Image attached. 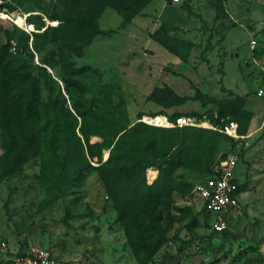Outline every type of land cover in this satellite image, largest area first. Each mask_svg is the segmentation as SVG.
I'll use <instances>...</instances> for the list:
<instances>
[{
  "label": "rangeland",
  "instance_id": "rangeland-1",
  "mask_svg": "<svg viewBox=\"0 0 264 264\" xmlns=\"http://www.w3.org/2000/svg\"><path fill=\"white\" fill-rule=\"evenodd\" d=\"M15 2L17 6L0 10V46L8 50L12 62L7 63L15 66L21 78L9 82L15 100L28 72L43 108L51 109L52 99L58 96L57 89H50V84L56 86L52 77L61 84L70 71L86 68L82 78L89 88L77 100L97 105L100 97L111 95L108 104L127 110L129 117H121L132 125L141 120L140 113L160 111L147 98L153 89L169 83L176 91L171 83L178 81L182 87L176 92L191 99L170 107L169 113L215 107L213 99L240 95L245 100L234 98L228 116L237 117L238 131L252 134L247 146L217 136L216 148L206 151L209 161L202 165L196 160L198 153L184 140L198 133L196 130L157 125L169 127V131L148 140L150 151H183L188 166L181 163L175 169L176 182L183 183L179 190H166L158 199H151L150 189L142 186L141 192L149 194L147 208L157 203L155 210L163 215L160 221L146 222L149 245L161 241L151 253L134 223L122 219L123 212L143 215L135 205V195L124 190L109 193L106 181L109 183L110 173L104 179L98 169L110 155L117 139L112 136L121 121L114 118L112 126L106 123L96 132L89 130L87 141L83 119L68 100L62 109L68 126L60 135L59 158L54 161L38 154L44 149L38 138L31 139L28 128L11 117L8 127L15 138L0 126V241L7 242L8 252L28 253L45 247L55 264H264V96L257 94L264 83V0H126V6L120 8L104 0H82L81 8L71 12L75 17L71 21L66 16V0ZM43 31L44 36H33ZM156 31L176 49L189 53V62L173 54L172 63L166 66L150 62L149 41ZM70 33L76 41L91 34L90 42H81L75 51L54 47L60 38L68 40ZM26 34L30 47L33 39L42 46L40 52L31 55L21 45L18 50ZM251 39L257 41L256 47ZM44 67L50 76L45 75ZM140 71L143 79L152 78L153 87L137 80ZM197 87L199 100L192 99ZM4 102L1 98L0 110L5 109ZM68 107L73 119L66 112ZM96 142L102 144L91 151L89 143ZM232 154L238 159L237 175L244 183L241 201L227 214L226 230L216 231L213 214L194 187L206 169L219 167ZM60 161L67 164L64 180L59 179ZM75 168L81 170L75 172ZM145 173L146 183H153L156 178H148L147 170ZM4 257L0 252V264H10Z\"/></svg>",
  "mask_w": 264,
  "mask_h": 264
},
{
  "label": "trees",
  "instance_id": "trees-1",
  "mask_svg": "<svg viewBox=\"0 0 264 264\" xmlns=\"http://www.w3.org/2000/svg\"><path fill=\"white\" fill-rule=\"evenodd\" d=\"M111 2L120 7L126 6V0H104V2ZM82 0H66L68 11H67V19L69 21L73 20L75 17L71 14L72 11H76L79 7L81 8L80 4ZM12 7L17 6L15 0H10L6 3ZM15 8V7H13ZM59 29V26L57 28ZM32 33H30L31 35ZM35 35V36H34ZM91 35V34H90ZM89 35V37H90ZM34 37H42L44 36L43 32H35L33 34ZM89 37H84L83 39L76 41V39L72 40V33L69 34V39L64 40L63 38L59 39V43L56 44L58 49L60 48L61 51L68 50V51H75L78 49L79 44L83 42V45L86 42H90ZM152 38L167 48L170 52L178 56L180 59L187 61L189 57V53H182L180 50L176 49L173 45L167 42L166 39L161 38L158 35L157 31L152 34ZM20 45L23 47V50H27L28 52L33 55L34 51L40 52L41 47H39V43L35 42L33 39L32 47L29 45V37L26 34L25 37L19 43V51ZM4 45L0 46V76H1V83H0V99H5L4 107L5 109L0 110V126H4L8 129V133L12 138L16 137V133L14 131L9 130L10 125V118L15 119L16 121L20 122L24 127L28 128L29 136L31 139L36 140L38 138V144L41 147H44L43 151H39L38 154L43 155L47 160H54L56 161L59 158L58 151L60 147V141L62 139L61 133L66 130L68 124L64 119V113L62 109L64 108L66 102L69 100L72 103L73 108L79 113V116L83 119L82 125L83 130L85 131V139L88 141L90 139L87 132H96L99 130L104 124L112 126V121H121L122 126L117 129L114 133L112 138L117 137L116 141L114 142L110 155L107 160H105L101 165L98 166L100 173L103 175V178L106 179V173H110V180L109 183L106 181L107 190L109 193H119L121 190L131 192V195H135L136 203L135 205L141 208V212L143 215L136 214V212H130L126 216V212L122 213V219L126 222H133L134 226L138 228L143 235V244L147 245V249L150 252H154V250L160 245L161 241L156 242L153 247L149 245L147 241L148 233L146 229V222L147 220H151L153 223L156 221H160L163 215L156 212L157 203L153 205L154 208L149 209L147 208V203L145 199L149 196V194L142 193V186L145 185L147 189H150V198L151 199H158L162 194L166 191H174L179 190L181 187L182 182L178 183L175 180V169L181 163H184L188 166V158L183 151L177 152H168L163 151L162 149H156L154 151H150V146L148 145V140L154 137H158L164 133V131H169V127H158L150 126L147 122L142 120L136 121L132 125L127 124L126 120L122 119L121 116L127 119L129 117L127 110H123L116 105H109L108 98L109 95L106 97H100L101 103L94 105L86 99H81L82 101H78L77 97L83 95L87 90L88 85L83 81V74L87 71V69H74L70 71V74L67 76L62 77V83H57L54 77L52 80L54 81V86L50 84V89L53 88L58 90V96L50 103L51 109L44 107L41 104L40 97H39V90L35 81H30V74L27 72L25 75L26 77L22 79L26 81L25 85H21L19 90L16 91L18 100H15L12 97V94L9 93V82L11 78L13 80L21 81L19 78L18 73L15 71L14 65H10L9 63L12 62V58L9 57L8 50H4ZM31 48L33 52H31ZM5 56L7 58L6 62L4 61ZM11 56V55H10ZM68 57V56H66ZM9 62V63H7ZM45 75L50 76V72L44 67ZM28 76V77H27ZM54 78V79H53ZM79 89L77 91L76 89ZM112 92V89H110ZM200 91L198 87L196 88V93L192 96V99H200V95L198 94ZM149 100H152L156 104L162 106V109L158 113L152 114H165L170 120H175L178 115L181 114H189V115H196L202 116L206 113L214 124L222 123V118L224 122L234 120V117L228 116L229 112V104L230 102L236 99L239 101H244V97L240 95H235L233 99H213L216 102L215 107H208L203 110H191L187 112L183 111H174L169 113L167 109L170 107L180 105L185 103L188 99H191L189 96H180L176 91L171 89L168 85L163 88H155L149 93L147 96ZM111 99V98H110ZM85 100V101H84ZM122 104V102H119ZM1 105V103H0ZM46 106L48 103L46 102ZM95 106V107H94ZM9 109V113L6 110ZM121 110V112L119 111ZM68 114L72 117H75L71 109L66 110ZM111 117H110V116ZM142 113H140L139 117ZM144 115V114H143ZM37 124V125H36ZM178 128H192L196 130V134H194L191 138H185L184 140L191 144V150L194 153H198L196 160H199L202 165L206 162L208 163L209 158L206 156V151L211 148H216L218 139L217 136H227L233 139L235 142L238 141L235 138L229 136L228 134L220 131L219 129L204 127V126H175ZM204 132L211 133L209 136H205ZM241 134H247L246 132H240ZM119 133V136L117 134ZM90 134V133H89ZM75 139H77L76 135H73ZM113 139L107 146H111ZM102 143H89V148L92 151V148H96L101 146ZM244 144V143H241ZM66 161H60L62 166L61 173H59V179H65L67 164ZM206 163V164H207ZM149 167H154L159 169V175L155 179V181L151 184L146 183V176L145 172ZM207 168V167H206ZM81 169H74V171H80ZM213 172V169H206L198 178V180L206 175H209ZM105 175V176H104ZM132 185V189H129ZM243 182L239 180V190H243ZM156 190V193H153ZM151 211H153L151 213ZM150 215L147 218L146 216ZM150 213V214H149ZM155 213V214H154ZM124 216V217H123ZM224 229L223 231H225Z\"/></svg>",
  "mask_w": 264,
  "mask_h": 264
},
{
  "label": "built area",
  "instance_id": "built-area-1",
  "mask_svg": "<svg viewBox=\"0 0 264 264\" xmlns=\"http://www.w3.org/2000/svg\"><path fill=\"white\" fill-rule=\"evenodd\" d=\"M10 0H0V10L6 9V3ZM179 1V0H172ZM6 16L10 17L8 13ZM19 16V15H18ZM22 16V15H20ZM26 20L27 15L23 16ZM15 21V20H14ZM257 41L251 39L252 47H256ZM264 72V68H262ZM259 96L264 95V83L257 90ZM165 122L157 123L156 117L144 114L141 120L150 124L164 125V126H204L228 134L235 138L245 146L250 145V134H241L237 130V123L234 120L214 124L209 119L208 115L204 113L201 117L196 115L181 114L175 120H170L167 116L163 115ZM238 159L236 155L232 154L222 160L221 165L209 175L200 178L194 187L196 195L202 200L206 208L213 214L212 227L216 231H223L227 227V214L230 209L237 208L240 205L239 178L237 175ZM157 169L149 167L147 169L148 178L152 172ZM155 178V175L154 177ZM0 252L5 256L6 261L10 264H55V258L51 251L45 247H37L28 253H15L8 252V244L5 241H0Z\"/></svg>",
  "mask_w": 264,
  "mask_h": 264
},
{
  "label": "crops",
  "instance_id": "crops-1",
  "mask_svg": "<svg viewBox=\"0 0 264 264\" xmlns=\"http://www.w3.org/2000/svg\"><path fill=\"white\" fill-rule=\"evenodd\" d=\"M251 41V40H250ZM149 43L151 44L152 47H150V50H149V60L150 62H154L156 64V66H161L160 64H163L164 66L168 65L169 63H172V57L171 55L173 54L172 52H170L167 48H165L163 45H161L159 42L153 40V41H149ZM174 56H176L175 54H173ZM178 57V56H177ZM189 59H190V56L187 60V62H189ZM168 67V66H167ZM185 74V73H184ZM136 75V78L137 80H140L141 83H149L151 84L153 81H151L152 78H149V79H146V78H142V75H141V71L140 73H137ZM189 76V75H188ZM143 81V82H142ZM175 81V80H174ZM197 84L200 83V80H197L196 81ZM169 85V83H168ZM178 85V86H177ZM151 86L153 87V83L151 84ZM171 86L176 90L178 91L179 89H181L180 87H182V85L178 82V81H175V83H171ZM151 87V88H152ZM150 88V89H151ZM260 88V86H258L257 90ZM149 89V90H150ZM148 92L145 93V95L147 94ZM264 95L260 96L263 97ZM158 105V104H157ZM158 108L161 109V107L158 105ZM180 110V109H179ZM262 114H261V121L262 123L264 124V109H262ZM183 112H187L188 110H181ZM252 134V133H251ZM251 134L249 136V139L251 137ZM158 171H156V174H157ZM155 174V178H156V175ZM170 264H179L178 262H173V263H170Z\"/></svg>",
  "mask_w": 264,
  "mask_h": 264
},
{
  "label": "bare ground",
  "instance_id": "bare-ground-1",
  "mask_svg": "<svg viewBox=\"0 0 264 264\" xmlns=\"http://www.w3.org/2000/svg\"><path fill=\"white\" fill-rule=\"evenodd\" d=\"M156 121H157V123H163V122H165V118H164V116L162 114H159L156 117ZM154 175H155V172L153 171L151 173V176H154Z\"/></svg>",
  "mask_w": 264,
  "mask_h": 264
}]
</instances>
